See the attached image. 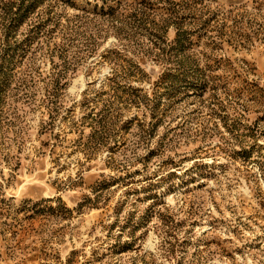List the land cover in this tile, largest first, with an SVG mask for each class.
Masks as SVG:
<instances>
[{
	"label": "rangeland",
	"instance_id": "1",
	"mask_svg": "<svg viewBox=\"0 0 264 264\" xmlns=\"http://www.w3.org/2000/svg\"><path fill=\"white\" fill-rule=\"evenodd\" d=\"M0 264H264V0H0Z\"/></svg>",
	"mask_w": 264,
	"mask_h": 264
}]
</instances>
